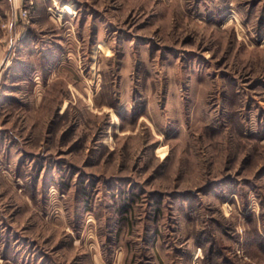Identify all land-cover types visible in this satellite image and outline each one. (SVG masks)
<instances>
[{
    "label": "rangeland",
    "instance_id": "obj_1",
    "mask_svg": "<svg viewBox=\"0 0 264 264\" xmlns=\"http://www.w3.org/2000/svg\"><path fill=\"white\" fill-rule=\"evenodd\" d=\"M0 264H264V0H0Z\"/></svg>",
    "mask_w": 264,
    "mask_h": 264
},
{
    "label": "built area",
    "instance_id": "obj_2",
    "mask_svg": "<svg viewBox=\"0 0 264 264\" xmlns=\"http://www.w3.org/2000/svg\"><path fill=\"white\" fill-rule=\"evenodd\" d=\"M20 15L26 18L28 16V12L26 10H24V11L20 12Z\"/></svg>",
    "mask_w": 264,
    "mask_h": 264
}]
</instances>
